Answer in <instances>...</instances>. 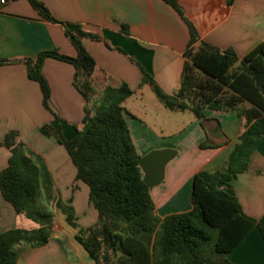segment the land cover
I'll use <instances>...</instances> for the list:
<instances>
[{"label":"crops","instance_id":"1","mask_svg":"<svg viewBox=\"0 0 264 264\" xmlns=\"http://www.w3.org/2000/svg\"><path fill=\"white\" fill-rule=\"evenodd\" d=\"M37 1L58 23L42 19L28 0L0 3V60H35L49 51L74 59L77 52L65 29L98 36L99 40H82L95 61L90 79L95 93L89 102L74 86L75 69L71 64L52 58L42 62L40 73L49 89V105L61 120L64 137H75L74 128L84 123L87 109L93 114L106 87L127 85L133 94L121 106L139 158L153 151L177 153L165 167L162 183L150 189L155 214L163 219L189 212L194 176L201 171H224L247 122L239 111L205 110L201 126L190 111L165 108L151 85L139 88L141 74L134 63L165 94L179 90L190 41L179 15L163 0ZM178 4L194 26L199 42L220 51L232 50L239 59L264 43V0H178ZM51 121L52 116L43 108L40 88L29 80L25 64L0 65V143L8 132H16V144L25 145L42 159L56 199L73 209L78 228H91L97 224L98 215L89 203L88 187L76 180L65 149L55 139L40 134ZM258 122L264 127V115ZM203 143L211 147L201 149ZM10 156V150L0 145V172L8 166ZM221 188L264 229V138L251 155L247 171ZM45 207L54 215L48 243L34 248L17 246L15 264H95L54 203ZM33 228L35 225L17 215L0 193V234ZM226 258L232 264H264L259 229L253 228Z\"/></svg>","mask_w":264,"mask_h":264},{"label":"trees","instance_id":"2","mask_svg":"<svg viewBox=\"0 0 264 264\" xmlns=\"http://www.w3.org/2000/svg\"><path fill=\"white\" fill-rule=\"evenodd\" d=\"M163 1L179 15L190 36L180 88L173 95L165 94L131 60L141 74L139 88L151 85L165 108L190 111L201 126H204L205 110L239 111L247 127L231 152L226 168L217 172L201 171L194 176L189 212L163 219L157 217L124 119L121 105L133 94L125 84L106 87L93 114L87 109L84 123L74 128L75 137L67 140L61 120L49 105V89L40 68L45 58L71 64L75 69L74 86L89 102L95 93L90 80L95 61L84 49L82 40L100 38L82 30L71 33L65 29V35L76 49V58L49 51L40 53L35 60H0V65L25 64L29 80L39 86L43 108L52 116L40 134L55 139L67 152L76 180L88 187V200L97 212L98 222L88 229L78 228L73 209L56 199L42 159L25 145L16 144V132H8L0 143L11 153L8 166L0 172V193L16 214L31 221L35 228L0 234V264L16 263L17 246L34 248L48 243L54 215L44 210L53 203L65 216L67 225L76 230L75 240L95 264H232L227 255L253 228L259 229L264 241V229L247 217L237 200L221 188L247 171L251 155L264 138V127L258 122L264 115V43L239 59L232 50L220 51L199 42L178 0ZM28 2L42 19L58 23L42 3ZM246 104L247 109L243 108ZM209 147L207 143L200 145L201 149Z\"/></svg>","mask_w":264,"mask_h":264},{"label":"water","instance_id":"3","mask_svg":"<svg viewBox=\"0 0 264 264\" xmlns=\"http://www.w3.org/2000/svg\"><path fill=\"white\" fill-rule=\"evenodd\" d=\"M237 65H240V63ZM176 155L177 153L173 150L153 151L139 160L143 182L149 189L162 183L165 167ZM99 225H102V222H99Z\"/></svg>","mask_w":264,"mask_h":264},{"label":"built area","instance_id":"4","mask_svg":"<svg viewBox=\"0 0 264 264\" xmlns=\"http://www.w3.org/2000/svg\"><path fill=\"white\" fill-rule=\"evenodd\" d=\"M6 0H0V3L1 4H4Z\"/></svg>","mask_w":264,"mask_h":264},{"label":"rangeland","instance_id":"5","mask_svg":"<svg viewBox=\"0 0 264 264\" xmlns=\"http://www.w3.org/2000/svg\"><path fill=\"white\" fill-rule=\"evenodd\" d=\"M44 212H50V210H49V209H47V210H44Z\"/></svg>","mask_w":264,"mask_h":264}]
</instances>
